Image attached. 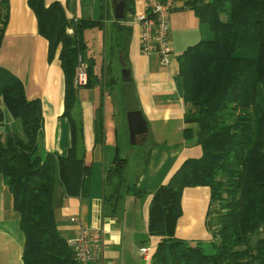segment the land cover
<instances>
[{
    "label": "trees",
    "instance_id": "16d2710c",
    "mask_svg": "<svg viewBox=\"0 0 264 264\" xmlns=\"http://www.w3.org/2000/svg\"><path fill=\"white\" fill-rule=\"evenodd\" d=\"M27 3L39 34L47 39L49 59L60 48L63 116L70 123L71 144L65 155L39 156L41 103L27 99L20 80L0 67V101L21 125L20 134L0 133V175L20 215L24 264H75L56 227L53 191L57 177L66 195L77 196L86 180L81 124L72 115L77 102L73 79L78 56L83 60L82 32L102 20L69 21L57 2ZM132 5L133 0H125V12H132ZM185 5L208 30V37L187 47L177 59L187 105L183 136L194 139L202 154L185 160L152 194L147 231L161 241L151 262L264 264V0H186ZM7 20L8 0H0V45ZM119 22L112 19L111 25L128 32ZM67 28L72 32L67 33ZM114 43L122 53L120 43ZM120 59L128 68L124 57ZM90 68L87 65L86 85L91 83ZM95 126L96 139L101 140L100 120ZM124 166L125 159L116 151L107 179L123 182ZM188 186L210 189L209 253L201 242L192 245L173 237L181 191Z\"/></svg>",
    "mask_w": 264,
    "mask_h": 264
},
{
    "label": "crops",
    "instance_id": "0c3cea01",
    "mask_svg": "<svg viewBox=\"0 0 264 264\" xmlns=\"http://www.w3.org/2000/svg\"><path fill=\"white\" fill-rule=\"evenodd\" d=\"M178 1L179 6L170 16V61L162 65L157 54L141 53L139 25L129 22V14L143 9V0H133V11L125 12V19L119 20L120 28L128 32L111 25L113 0H44L45 6L59 3L69 21L102 20L101 25L82 32L83 62L91 65V83L77 88V102L72 109L82 129L80 154L87 167L86 180L79 195L68 196L56 177L53 208L57 230L66 240L86 228L99 227L103 231V264H153L151 258L161 237L147 231L152 194L158 186L168 183L185 160L202 154L194 139L183 136L187 105L177 59L187 47L208 37V30L186 7V0ZM94 29L97 41H93ZM87 32H92L89 41ZM115 41L123 48L122 53L117 52ZM59 49L49 59L47 39L39 34L27 0H8L0 67L20 80L27 99L37 98L41 103L43 126L37 152L42 158L46 154L65 155L71 144L70 123L63 116L64 79ZM122 56L147 126L144 138H138L135 145L129 143L120 77ZM98 120L102 124L101 140L95 134ZM13 125L15 129L16 123ZM3 129L1 123L0 133H6ZM127 145H148L147 159L142 162L140 149ZM116 151L125 159L124 181L120 183L113 177L107 179ZM209 207V187H184L173 237L192 245L201 242L205 252L210 249L211 234L206 224ZM24 243L20 215L0 175V264H24ZM143 246L149 248L147 257L139 254Z\"/></svg>",
    "mask_w": 264,
    "mask_h": 264
},
{
    "label": "built area",
    "instance_id": "2783aa9c",
    "mask_svg": "<svg viewBox=\"0 0 264 264\" xmlns=\"http://www.w3.org/2000/svg\"><path fill=\"white\" fill-rule=\"evenodd\" d=\"M179 6L178 0H143L140 12L129 14V22L139 25V47L142 54H157L162 65L170 61L169 38L171 12ZM73 84L76 88L87 84V65L80 56ZM75 264H103V231L99 227L83 229L67 240ZM148 247H141L139 254L147 257Z\"/></svg>",
    "mask_w": 264,
    "mask_h": 264
},
{
    "label": "water",
    "instance_id": "95a60500",
    "mask_svg": "<svg viewBox=\"0 0 264 264\" xmlns=\"http://www.w3.org/2000/svg\"><path fill=\"white\" fill-rule=\"evenodd\" d=\"M113 19H125V0H113L112 6ZM120 77L123 81L122 94L124 99V107L126 111V121L129 133V143L135 145L138 138H144L147 132L146 122L138 109L137 99L133 84L130 82L129 70L122 68Z\"/></svg>",
    "mask_w": 264,
    "mask_h": 264
},
{
    "label": "rangeland",
    "instance_id": "374dc122",
    "mask_svg": "<svg viewBox=\"0 0 264 264\" xmlns=\"http://www.w3.org/2000/svg\"><path fill=\"white\" fill-rule=\"evenodd\" d=\"M93 32L95 33V35H94V39H93V41L94 40H98L97 39V30H93ZM92 32H87V41H89L90 40V38H91V34ZM92 39V38H91ZM98 53V52H97ZM96 53V54H97ZM99 56V55H98ZM99 63V62H98ZM100 64V63H99ZM0 107L2 108L1 110H2V113H3V115H4V120H3V122L2 123H4V129L2 130L3 132H15L14 130L16 129V128H18V130L16 129V133L17 134H20L21 133V126H20V124H19V122L17 121V119H14L10 114H9V112L7 111V109L4 107V105L2 104V102L0 101ZM13 122H15L16 123V128L14 129V125H13ZM2 127H3V125H2ZM129 148H133V149H140V151L142 152V162L145 160V159H147V155H148V145L146 146V145H140V146H130V145H127ZM120 155L121 156H123V154H121L120 153ZM208 252H210V249H206V253H208Z\"/></svg>",
    "mask_w": 264,
    "mask_h": 264
}]
</instances>
